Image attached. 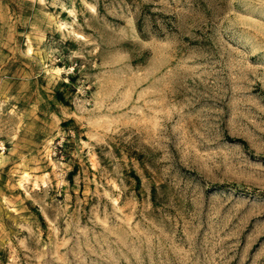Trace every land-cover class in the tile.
<instances>
[{"label": "rangeland", "instance_id": "374dc122", "mask_svg": "<svg viewBox=\"0 0 264 264\" xmlns=\"http://www.w3.org/2000/svg\"><path fill=\"white\" fill-rule=\"evenodd\" d=\"M0 264H264V0H0Z\"/></svg>", "mask_w": 264, "mask_h": 264}]
</instances>
